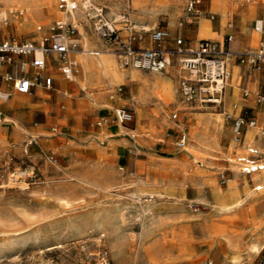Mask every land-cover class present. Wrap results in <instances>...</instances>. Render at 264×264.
<instances>
[{
  "label": "rangeland",
  "instance_id": "1",
  "mask_svg": "<svg viewBox=\"0 0 264 264\" xmlns=\"http://www.w3.org/2000/svg\"><path fill=\"white\" fill-rule=\"evenodd\" d=\"M73 1L77 3L75 9L80 8L83 14L79 23L84 38L96 43L90 48L94 52L89 54L114 57L122 70L131 69L122 65L123 42L129 35L124 29L125 15L148 27L168 28L171 15H175L173 36H178L176 31L188 25L194 29L201 15L212 19L218 15L212 11L211 0H203L202 12L192 17L187 16V0L181 12L163 0ZM260 1L264 3L262 0H229V6L237 8L243 3ZM58 4L59 0H0V39L40 40L39 35L44 39L55 21L62 20L63 10ZM97 6L104 9L105 15L119 29L117 41H108L99 33ZM72 36V39L83 37L78 28ZM181 36L187 38L184 32ZM200 37L197 40L202 39ZM192 40L189 36L188 41ZM221 40L224 43V37ZM260 44L259 38L252 49L256 51ZM77 46L72 45L70 54L74 58V53L81 48ZM226 58L228 69L232 71L236 58ZM244 65L247 76L256 86L236 85L230 106L225 93L219 103L186 100L179 89L184 71L174 64L172 69L168 67L171 74L176 73L178 92L172 98L162 96L159 111L147 116V121L157 120L160 125L152 133L147 128L140 129L137 112L129 104L138 91L135 80H122L105 89V97L114 100L110 93L121 86L116 97L126 101L104 114L96 112L103 108L94 106L81 84L72 77L69 80L61 76L63 86L57 80L50 89L37 86L31 93H17L26 98L27 104L20 110L18 123L11 122L0 134V264H158L161 258L170 261L181 255L184 259L180 264H264V248L258 254H250L247 247L252 230L259 228L258 237L264 238V188H255L256 184H261L253 180L257 173H240L249 178L254 189L235 211L225 212L211 206L214 185L227 191L235 179L232 163L227 159L236 156L231 144L236 136L232 116L257 121L252 126L244 125L239 144L247 131L256 126L262 127L260 138L264 142V118L257 119L250 109L244 108L247 101L243 99L256 93L259 102L264 104L261 99L264 67L256 69L247 63ZM76 67L75 73L79 74L80 66ZM21 72V75L26 73ZM115 107L130 109L133 114L130 121L123 123L126 131L123 135L128 137V140L123 137L125 146L120 132L112 133L110 129L106 132L102 128L108 120L109 124L119 123L113 120ZM173 111L179 112L178 117H172ZM134 129L139 130L137 137ZM184 129L188 133L199 130V140L207 138V149L197 157L193 152L189 156L180 151L182 146H178L177 141ZM197 143L195 138H190L187 145L193 147ZM60 144H63L61 149ZM247 147L238 156H243ZM27 149L30 155L25 154ZM262 158L264 160V153ZM139 180L149 186L139 184ZM201 192L210 202L206 210L196 201ZM240 193L244 195L243 191ZM142 204L150 205L153 211H138L136 205ZM145 216H154L155 223L143 229ZM210 231L239 233L237 252L242 255L241 259L234 257L227 246L214 245L213 250L210 249V238L206 237ZM216 251L218 255L214 254Z\"/></svg>",
  "mask_w": 264,
  "mask_h": 264
},
{
  "label": "built area",
  "instance_id": "2",
  "mask_svg": "<svg viewBox=\"0 0 264 264\" xmlns=\"http://www.w3.org/2000/svg\"><path fill=\"white\" fill-rule=\"evenodd\" d=\"M202 4L203 0H187V16L197 15ZM58 5L62 10H72L77 7V3L73 0H59ZM96 11L101 36L108 41H117L120 38L119 29L108 19L103 8L98 7ZM123 23L129 35L128 40L123 42L122 65L135 66L142 70L163 71L174 64L184 71L180 77L179 89L186 100L222 102L230 77L226 58L229 48L226 49L224 44L221 47L219 43L210 39H200L192 43L182 36H173L168 27H148L146 24L133 22L127 15L123 17ZM255 29L264 32L263 19L255 21ZM75 31L76 27L72 23L56 20L43 41L15 37L0 39V101L2 94L6 95L5 100L8 101L14 92L31 93L38 85L52 88L54 82L52 69L66 77L74 73L77 61L70 54L72 45L69 40ZM55 35L61 36L64 41L55 39ZM231 39L232 37L228 36V41ZM38 51L41 56H37ZM235 58L241 63L249 64L250 67L262 69L264 41L256 51L237 52ZM21 70H25V75L18 74ZM121 89L122 87L118 86L111 96L117 95ZM261 99H264V96H261ZM178 113L173 111L172 117H178ZM3 115L4 113L0 111V116ZM229 116L232 115L229 113ZM132 117L130 109L118 107L114 112L113 120L126 123ZM232 120L233 132L238 137L245 124L250 126L257 122L255 119L246 120L240 115L232 116ZM98 124L101 122L98 121ZM177 144L183 146V137L177 141ZM249 151V157H238L243 172L250 174L264 170V160L261 159L263 153L258 152L254 147ZM256 187L261 189L260 184Z\"/></svg>",
  "mask_w": 264,
  "mask_h": 264
},
{
  "label": "bare ground",
  "instance_id": "3",
  "mask_svg": "<svg viewBox=\"0 0 264 264\" xmlns=\"http://www.w3.org/2000/svg\"><path fill=\"white\" fill-rule=\"evenodd\" d=\"M163 1H165L168 5H175L177 12L182 11L184 3L186 2V0H163ZM262 1H264V0H262ZM85 3H86V1H85ZM211 4H212V6H211L212 11H214L217 14H220L222 19H223L222 25H223V23H224V25H226L227 20L229 18V8H228L229 7V0H211ZM249 4L251 6L255 5V4L253 5L251 3H249ZM85 6H86V4H85ZM112 11H113V9H112ZM89 14H92V12H89ZM81 17H83V14L81 13L80 8L72 9V10H63L62 14H61V19L64 22H72L76 26V28L79 29V34L84 37V35H83L84 30L82 28V25L79 23V19ZM200 19H201L200 20L201 21L200 22V34L202 36V39L203 38L210 39V40L212 39L215 42L219 43L221 46V41L215 35L212 27L206 24L207 18H205L204 16L201 15ZM175 26H176V16L171 15L170 27H169L170 32H173L175 30ZM39 28H41V27H39ZM40 37H41V35L38 36V39H40L41 41H43L45 39V38L42 39ZM55 39H57L59 41H64L61 36H57V37H55ZM69 41L71 42V45L76 46L77 42H78V38H76V39L71 38ZM82 46H83L82 49L77 50V52L79 53L80 59L76 58L77 64L80 66L79 74L74 72L69 76V78L72 77L76 81H78L81 84L82 90H85L86 97H88L90 99V102L94 106H99V107H102L103 109H105L106 107L114 108V105L113 104H107V105L103 106V105L99 104L97 102V100L95 99V92L96 91H105V89H108L109 87L113 86L115 83L122 81V80H126V79L135 80V82L137 81L138 91H137L136 95L134 96V98L132 100L130 99L131 100L130 104L132 106H134V109L137 112L138 125L142 126V123L144 122V120L147 117V113L145 112V108L149 102V100H148L149 94L147 91L144 90V88L142 86V82H144L145 84H151V80H150L151 76L149 74V71L148 72H140L138 70L139 68H137L135 66H131V69H129L127 71L122 70V69H120V67L117 63V59L114 57L103 56V55L93 56V55L89 54V53L94 52L93 50H90V48L93 47L94 45L92 43H90L89 40H85L82 43ZM37 54H41V53L38 51ZM227 56H231V55L227 52ZM168 67H170L172 69L171 66H168ZM168 67L163 71L154 70V72H156L155 74L160 73L159 75H161L160 80L153 81L154 83L152 82L153 84H155L154 93L159 98H161L162 96H164L165 98H169L171 93H172V90H173L172 83H171L173 74H171V72H172L171 70H168ZM230 73H231V71H230ZM18 74L21 75L22 72L20 71V73H18ZM236 80H237V72L233 73L231 80L228 81V84L235 85ZM38 86H40V85H38ZM5 98H6V95L2 94V100L4 102V108H3L4 115L0 116V134L10 126L11 122H17L18 123V121L20 120V117H21L20 110L22 107L26 106V104H27L26 98L17 96L16 92H14L13 98L11 99V101L6 102L7 100H5ZM118 125L123 128V131H125L124 126H123V124H121L120 121H119ZM17 127H18V129L20 128V126H17ZM140 129H142V128L140 127ZM260 129H261V127L257 126L254 129H250L248 131V133H246V135L244 137L246 140V144L243 142L241 144H239V142H241L240 137H238L237 135L234 136V140L232 141L231 144H232V148H233L232 152H234L236 154V156L232 155L235 162H233L230 165V167L232 168V170L234 172V178L235 179H232V182L230 183V189H228L227 191H222L220 188H218L216 186V184L214 185L213 190H212V194H211V196L214 200V203L211 204L212 207L218 208L221 211H225V212L226 211H232V210L235 211L236 208H238L239 206L243 205V203H245L246 199L253 192V190H250V187H249L250 180H248V178H246V177L242 178L240 176V173L243 172V170L241 168V165L238 162V157H240L241 155L238 156V154L241 152H244V150L246 149V147L249 144L255 145L259 149V151L264 153V146H262L260 143L257 142L258 139L254 138V133H253V131L258 133V131H260ZM155 130H156V128H155ZM197 131H199V130H196V131L194 130V132L188 133L184 130V134L182 135L183 146L181 147L182 149L180 151L185 152L189 156L191 155V151H192L195 153L194 154L195 157H197V154L199 152H201L199 149L200 148L199 146L204 145L203 144L204 141L201 139L199 140L197 138ZM153 132H155V131H153ZM133 133L137 137L139 135V130L134 129ZM190 138H195L197 141H199L198 145L193 146V147L187 145L188 139H190ZM92 140L94 141V139H92ZM124 140H122V141H124ZM121 143H123V142H121ZM249 149H248V151H249ZM248 151L246 153H248ZM30 153H31L30 150L27 149L25 154L30 155ZM246 153H245V155H246ZM256 173L257 174L253 180L259 181L264 186V175H263L264 172H256ZM67 174L69 176H71V173L68 172ZM241 191L244 192V195H241V193H240ZM157 192L160 195L163 194V192L160 190H157ZM152 198H153V195H152ZM152 198H150V199H152ZM228 200H235V201L233 203H231V202L227 203ZM62 201H63V199H62ZM196 201L204 209L208 208L210 206V202H209V199H208L206 194L198 195L196 198ZM136 207H137L138 211H145V213H146V211H153V209L151 208L150 205L142 204V205H138V206L136 205ZM136 207L134 206V209ZM148 213H150V212H148ZM145 217H146V220L144 221V223L142 222L143 223V229H146L145 227L155 223L154 222L155 221L154 216H149V217L145 216ZM260 233H261V231L259 228L252 230L251 238L249 237L250 241L247 243V247H248L250 254H258L264 248V238L260 239L258 237V235ZM206 237L210 238V240H211V241L210 240L208 241L210 249L213 250L214 245H217V247L227 246L230 249V252L234 257L241 259L240 257H242V255L238 254V252H237L240 249V248H238V242H239L238 240L240 238L239 233L214 234L212 231H210L209 234L206 235ZM218 252L219 251H216L214 254L218 255L219 254ZM182 259H184L183 255L170 258V261L169 260L166 261L165 259L161 258L160 262L158 264H168L169 262H172L175 260H182ZM240 263H242V262H240Z\"/></svg>",
  "mask_w": 264,
  "mask_h": 264
},
{
  "label": "crops",
  "instance_id": "4",
  "mask_svg": "<svg viewBox=\"0 0 264 264\" xmlns=\"http://www.w3.org/2000/svg\"><path fill=\"white\" fill-rule=\"evenodd\" d=\"M228 8H229V18H228L229 24L224 25V23H223V25H222L223 19H222L220 14H218L216 17H213V19L209 18V17H205V18H207L206 24L212 27L215 35L220 39L221 47H223V44H224V46L226 45L229 48V50H230L229 54L232 57H235L237 52H249V53L254 52L255 50H253L252 48L257 44L258 39L260 38L261 42L264 41V32H261V31H258L255 29V21L258 19L264 20V3H262L260 1V2L256 3L254 6H251L249 3H243V4L239 5L237 8L234 7L233 5H230ZM230 9H233L234 12H230L231 11ZM200 11H202V10H200ZM200 18L198 21H196V22H198V24L194 25V27H195L194 29L191 28L192 27L191 25H188L187 27L183 28L182 29L183 31L181 29H178L176 31L178 36H181V33L184 32L187 35V38H186L187 41H188L189 36H190L193 39L192 43L195 42L201 36V34H200V22H201L200 20L201 19ZM258 33H260V34H258ZM228 36L232 37V39L229 42L227 41ZM222 37H224V43L221 40ZM200 38H202V36ZM85 40H89V42L92 43L89 38L81 37V38H78V42H77L78 46L77 47H81L80 49H82L83 48L82 43ZM189 42H191V41H189ZM92 44L95 45L96 43H92ZM74 54H75V57L77 59H80L78 52H76ZM235 72H237L236 84L235 85L229 84L230 85L229 88L226 89V91H225V100H226V103L228 106H230L234 101L236 85H238V86H250L251 88H254L256 86V82L253 81V79L251 77L247 76V68L244 65V63L239 62L237 59L233 60L232 71L230 73V80H231L233 73H235ZM51 73L54 77L53 86L55 84V81H57V80L60 82L61 86H63V80L61 77L63 75L59 71L54 70V69L51 70ZM155 73L156 72H154V71L149 72V74L151 76L150 77L151 78L150 79L151 84H145L144 82H142V86H143L144 90L147 91L149 94V99H148L149 102L145 108V112L147 113V116L150 113L156 114L159 111L158 105L161 103V98L156 96L154 93L155 84H153L154 83L153 81L160 80L161 75H159L160 73H158V74H155ZM67 78L69 80H72L71 77L70 78L67 77ZM171 83H172L173 90H172V93H171L169 98L176 96V93L178 92L176 73H174L172 80H171ZM46 89H48V88H46ZM244 94H245V92H244ZM16 95L19 96L17 93H16ZM12 98H13V96L8 101H11ZM110 98H113V99L115 98V99L114 100L107 99L104 95V91H96L95 92V99L97 100V102L99 104H101L103 106L107 105V104H113L114 106L115 105H123V104H125V101H126L125 99H123L121 97H116V95L111 96V93H110ZM243 99L247 101L246 105H245L246 107H244V108L250 109L251 113L254 114L257 119L264 118V104L259 102V100L257 99L256 93H253V94H251L250 97L243 98ZM8 101H6V102H8ZM129 104H130V102H129ZM236 106H237V103H236ZM132 107L134 108V106H132ZM3 108H4V102H3V100H1L0 101L1 112H3ZM110 109L111 108L106 107L105 109H97L96 112L98 114L99 113L104 114V113H107ZM112 115H114V113ZM121 124H123V123H121ZM159 126L160 125L157 122V120L147 121V117H146V119L142 123L141 128L144 127V128H147L149 131L153 132V131H155V128H156V130H158ZM250 126H252V125H250ZM258 127H261V126H258ZM102 128L106 132H108V131L110 132V130L112 133L120 132L121 138L126 137L123 135L124 133H126V131H123V128L120 127L118 125V123L109 124V120H108L106 126H103ZM102 128H101V130H102ZM252 129H254V128H252ZM261 132H262L261 129H260V131H258V133L253 131L254 138L258 139L257 142L260 143L262 146H264V142L260 138ZM247 133H248V131H247ZM126 138L128 140V137H126ZM206 140H207V138H203V141H204L203 144L204 145L199 146L200 151L207 149L208 143L206 142ZM242 142L246 144L245 138ZM198 143H199V141H198ZM197 144H196V146H197ZM122 145L123 146L126 145L125 140H124ZM62 146H63V144L62 145L60 144L58 146L59 149H61ZM250 147L257 148L255 146H249V147H247V151ZM121 150L116 149V151H121ZM258 152H260L259 149H258ZM249 153L250 152L248 151V153H246V155L244 153L243 156L248 157V156H250ZM227 159L230 161V163L235 162L233 157H228ZM261 159H263V158H261ZM260 171H263V170L254 171V172L250 173V175H252L253 173H256V172H260ZM242 178H244V177H242ZM246 178H248V177H246ZM139 184L149 186V183H147L143 180H139ZM256 185H258V184H256ZM260 186H262L261 188H264L262 184H260ZM249 187H250V190L254 189L251 185H249ZM255 188H256V190L258 189L256 186H255ZM200 194H204V193L201 192L198 195H200ZM255 199L257 201L258 197H256ZM181 262H182V260H175V261H172L170 263L180 264ZM188 264H203V263L192 262V263H188Z\"/></svg>",
  "mask_w": 264,
  "mask_h": 264
}]
</instances>
